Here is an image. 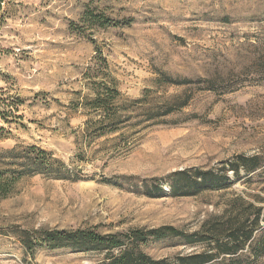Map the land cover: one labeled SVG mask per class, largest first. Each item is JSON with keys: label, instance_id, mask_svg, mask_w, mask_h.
<instances>
[{"label": "rangeland", "instance_id": "obj_1", "mask_svg": "<svg viewBox=\"0 0 264 264\" xmlns=\"http://www.w3.org/2000/svg\"><path fill=\"white\" fill-rule=\"evenodd\" d=\"M8 1L0 20V70L7 76L0 96L19 104L8 121L0 118V150L38 146L87 179L16 175L0 198V264L104 262L99 251L43 247L31 253L19 240L21 230L109 234L174 226L194 232L235 193L264 198V168L226 190L196 196L174 197L167 184L175 171L217 169L238 154L264 160V78L253 64L256 46L264 43V0ZM88 8L114 24L86 16ZM98 53L129 100L145 96L154 104L184 92L183 86L158 87L159 72L215 77L235 89L207 91L196 83L188 106L134 140L119 133L92 139L82 134L87 116L79 105L90 92L84 74ZM153 179L162 182L164 196L146 194L144 181ZM140 247L162 259L204 245L165 239Z\"/></svg>", "mask_w": 264, "mask_h": 264}, {"label": "trees", "instance_id": "obj_2", "mask_svg": "<svg viewBox=\"0 0 264 264\" xmlns=\"http://www.w3.org/2000/svg\"><path fill=\"white\" fill-rule=\"evenodd\" d=\"M7 4L8 0H0L1 21L5 19L2 10ZM91 10H86V16L100 15L103 18L98 23L103 26L114 24L110 22L112 18ZM256 48L253 64L258 68V77L264 78V43ZM109 70L107 59L98 53L93 58V66H89L84 74L90 81V92L85 94L79 105L87 116L82 134L92 139L119 133L117 138L127 135L134 140L135 135L146 126L164 121L167 116L188 106L192 99L191 89L196 83L202 82L204 86H199V89L207 91L235 89L229 84L218 85L215 77L193 80L174 78L166 72H159L156 79L158 87L175 85L185 89L181 94L167 96L162 102L151 104L145 102V96L135 100L123 98L117 80ZM6 79L7 76L0 70V81ZM0 89L3 91V88ZM18 104L19 100L11 102L0 96V118L8 121L9 114L18 109ZM0 130L4 128L0 127ZM263 168L264 160L260 154H238L217 169L186 168L175 171L169 175L167 184L174 197L196 196L205 191L226 190L240 181L243 174L248 176ZM39 174L54 179H87L38 146H15L0 150V198L8 196L18 176ZM144 186L150 197H162L167 193L159 179L145 180ZM254 199L235 193L221 214L210 216L194 232L174 226L137 228L128 233L109 234L92 229L39 228L34 231L21 230L18 237L25 250L31 253L43 247L104 252L103 264H258L264 256V198L254 196ZM165 239H175L179 244L191 246L200 244L204 248L156 259L140 247L151 240Z\"/></svg>", "mask_w": 264, "mask_h": 264}]
</instances>
